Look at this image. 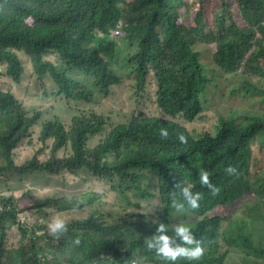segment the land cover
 <instances>
[{
	"label": "trees",
	"instance_id": "16d2710c",
	"mask_svg": "<svg viewBox=\"0 0 264 264\" xmlns=\"http://www.w3.org/2000/svg\"><path fill=\"white\" fill-rule=\"evenodd\" d=\"M188 1L0 0V65L13 83L20 84L24 72L20 51L34 75L48 77L66 103H95L128 78L133 81L130 117L93 148L90 143L106 132L104 115L77 110L68 127L57 118L40 124L39 111L27 112L11 92L0 90V177L13 173L45 180L43 175L59 186L58 196H29L32 202L22 209L29 214L18 211L15 201L0 198V264H166L144 244L156 234L154 222L185 224L202 241L205 251L199 260L179 258L175 264H226L230 251H220L222 243L264 264V242H254L241 222L244 197L254 194L264 203V172L249 178L253 146L258 137L264 139V0H234L240 19L231 2L219 0L210 25L205 0H196L199 7L191 18L181 17ZM213 44L209 71L231 76L232 94L253 98L261 105L253 111L261 115L251 111L237 118L238 110L231 109L217 116L213 134L194 137L183 126L203 114L208 83L195 48ZM68 70L77 74L68 76ZM36 127L41 128L42 149L14 165V151ZM162 127L167 138L160 136ZM180 134L187 143L179 141ZM45 151L49 158L43 162ZM229 165L235 172L226 171ZM201 168L219 189L215 195L201 185ZM80 173H86L85 181L91 177L110 188L122 215L111 223L105 214L86 210L104 193L95 198L89 191L65 192L68 178ZM176 185L202 194L196 209L185 205L176 211L173 198L182 200ZM237 201L238 214L231 219L217 213ZM53 213L59 218L74 213L66 221L68 231L58 238L48 229ZM258 219L264 231V214L259 212ZM13 229L21 236L17 249L8 247ZM75 238L78 246L72 243Z\"/></svg>",
	"mask_w": 264,
	"mask_h": 264
},
{
	"label": "rangeland",
	"instance_id": "374dc122",
	"mask_svg": "<svg viewBox=\"0 0 264 264\" xmlns=\"http://www.w3.org/2000/svg\"><path fill=\"white\" fill-rule=\"evenodd\" d=\"M132 1V0H130ZM233 4V12L237 19H240V14L237 9V5L234 0H228ZM188 10H181V17H190L192 13L199 7L196 0L188 1ZM220 7L219 0H205L204 1V18L208 25L213 21V13ZM124 33V31H122ZM201 55V62L207 69L206 94H205V110L200 118L193 123L184 124V130L189 135L194 137L208 133L213 134L215 126H217V116L225 115L229 110H238L239 118L243 112L253 111V107L260 108V104L252 99H242V95H233L231 91V76L223 75L219 77L213 75L209 70L212 68L213 54L215 52V45H198L195 48ZM22 66L24 68L23 76L20 84H15L12 80L5 75V66L0 65V90L9 91L12 95L20 100L27 112L39 111L42 115L40 124L46 120H52L54 118L59 119L65 127L69 126L71 117L76 113L77 110L81 111H93L98 114L104 115L108 119V126L103 137L92 141L90 148L97 146L110 131L117 126L119 123H124L129 117V113L132 112L133 104L131 103V86L133 81L128 78L124 85L114 87L113 93L108 98H97V101L91 104L74 103L68 101L66 103L63 97L56 94V89L51 83L48 77L39 79L33 73L32 64H30L29 58L24 54L23 51L16 52ZM51 60L55 63L56 58L51 57ZM68 76H75L77 73L74 70H68ZM80 77V76H79ZM81 78V77H80ZM56 94V95H55ZM71 102V103H70ZM151 110L154 112L155 108ZM125 111L126 114H121ZM251 115H261L257 110L253 111ZM127 116V118H126ZM126 118V120H124ZM113 120V122H112ZM124 120V121H122ZM122 121V122H121ZM181 124V121H177ZM41 128L36 127L33 130L32 137L24 141V143L14 151L13 153V164L16 166L23 165L25 162L32 159L41 149L42 145L39 143V134ZM30 143V145H28ZM252 149V159L250 163L249 178L251 180L255 177L260 176L264 172V139L258 137ZM45 155L40 157L41 161H47L49 158V151H45ZM4 164L0 156V167ZM41 175L36 176H25L19 178L16 174L8 173L0 177V198L9 199L15 201L18 206V211L22 213H30L27 210H22L30 205L29 196L32 197H48L58 196L57 189L59 188L57 181H49L47 176H43L45 180L40 179ZM86 179V173H80L78 177L68 178V184L64 187V191L70 195H80L83 191L92 192L97 198V194L104 193V197L96 202L86 210L93 212L94 214L103 213L105 219H109V222H113L118 215H122V211L118 207L116 200L110 188L102 187L95 179L89 177ZM85 181V182H83ZM83 183H87L83 185ZM251 198H247L244 202L242 209L244 218L241 222H246L249 232L252 235L254 242H264V231L260 220L258 219V213L264 214V203L259 198H254V194H250ZM253 198V199H252ZM238 205L236 204L227 207L219 208L217 213L224 218L231 219L232 216L238 214ZM142 207L151 210V206L142 204ZM72 214H62L60 218L67 221L71 218ZM112 214V216L110 215ZM69 215V216H68ZM20 216H23L20 214ZM57 218V215L53 213L50 220ZM30 220V219H29ZM228 221L225 220L224 225H227ZM21 236L16 229H13L10 235L7 237L8 247L10 249H17L19 247ZM229 250L230 254L227 258L226 264H262L259 261H255L252 258L246 257L238 248H231L228 244L222 243L220 251Z\"/></svg>",
	"mask_w": 264,
	"mask_h": 264
},
{
	"label": "clouds",
	"instance_id": "9594fccd",
	"mask_svg": "<svg viewBox=\"0 0 264 264\" xmlns=\"http://www.w3.org/2000/svg\"><path fill=\"white\" fill-rule=\"evenodd\" d=\"M159 131L161 137L167 138V128L162 127ZM178 139L181 143H187V137L183 134H180ZM226 171L231 174L235 172V168L229 165ZM199 180L201 185L206 186L213 195L219 191L210 182L209 172L206 169L201 168L199 170ZM176 187L180 186L176 185ZM180 194L182 200L175 198L172 200V206L177 212L185 210V205L191 209H196L199 206L202 194L191 191V186L180 187ZM154 223L156 225V234L145 238L144 244L149 251H154L166 264H175L179 258L196 261L203 256L205 249L202 246V241L196 239L189 226L185 224H165L163 222ZM48 229L54 237L58 238L68 231V224L64 219L57 217L48 224ZM169 232L172 235H169ZM72 243L78 246L80 239L75 238Z\"/></svg>",
	"mask_w": 264,
	"mask_h": 264
},
{
	"label": "built area",
	"instance_id": "2783aa9c",
	"mask_svg": "<svg viewBox=\"0 0 264 264\" xmlns=\"http://www.w3.org/2000/svg\"><path fill=\"white\" fill-rule=\"evenodd\" d=\"M116 35H119V30H116Z\"/></svg>",
	"mask_w": 264,
	"mask_h": 264
}]
</instances>
